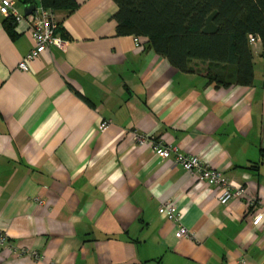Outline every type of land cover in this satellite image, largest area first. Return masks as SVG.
I'll use <instances>...</instances> for the list:
<instances>
[{
  "label": "crops",
  "instance_id": "obj_1",
  "mask_svg": "<svg viewBox=\"0 0 264 264\" xmlns=\"http://www.w3.org/2000/svg\"><path fill=\"white\" fill-rule=\"evenodd\" d=\"M15 1L22 13L36 3ZM75 1L56 12L63 47L29 71L30 26L0 13V264H264V221L252 223L264 208V64L254 57L252 85L216 84L207 63L183 72L118 34L114 0ZM135 131L198 155L246 195L221 204ZM169 200L181 223L160 212ZM180 224L194 238L179 239Z\"/></svg>",
  "mask_w": 264,
  "mask_h": 264
},
{
  "label": "trees",
  "instance_id": "obj_2",
  "mask_svg": "<svg viewBox=\"0 0 264 264\" xmlns=\"http://www.w3.org/2000/svg\"><path fill=\"white\" fill-rule=\"evenodd\" d=\"M114 1L118 34L146 39L156 53L183 72L194 71L193 62L201 61L209 65L210 82L253 84L255 48L249 38L254 35L261 40L264 57V0ZM33 2L25 0L28 6ZM41 4L56 12L77 6L75 0H41Z\"/></svg>",
  "mask_w": 264,
  "mask_h": 264
},
{
  "label": "built area",
  "instance_id": "obj_3",
  "mask_svg": "<svg viewBox=\"0 0 264 264\" xmlns=\"http://www.w3.org/2000/svg\"><path fill=\"white\" fill-rule=\"evenodd\" d=\"M32 6L34 10L25 14L22 13L15 0H0V13L5 17L11 18L16 22L27 21L30 26V34L33 39V47L19 63V68L23 71L30 70V62H33L43 53L47 52L52 46L63 47L64 39L58 34L60 21L56 15V11L46 8L41 4V0H35ZM250 43L256 49L261 44V40L254 35L249 38ZM135 43L140 46L141 40L135 37ZM110 121H103L100 128L104 129L109 125ZM135 137L139 144L150 145L155 154L163 159L173 157L176 164L180 165L185 171L194 176L198 181L213 185L221 191L219 201L226 205L231 200L237 197L246 195L244 187H234L231 181L224 173L216 168H213L209 162L203 160L198 155L185 154L179 151L178 147L170 144H165L162 140L153 136L145 135L135 131ZM251 205H256L255 201H251ZM160 212L165 213L171 221L181 223V214L178 206L172 200L162 202ZM264 221V208L261 209L253 218V225L258 226ZM179 239L194 238V235L189 229L180 224L176 232ZM9 234L0 229V247H6L9 244ZM35 257H39L35 253Z\"/></svg>",
  "mask_w": 264,
  "mask_h": 264
},
{
  "label": "rangeland",
  "instance_id": "obj_4",
  "mask_svg": "<svg viewBox=\"0 0 264 264\" xmlns=\"http://www.w3.org/2000/svg\"><path fill=\"white\" fill-rule=\"evenodd\" d=\"M258 52H260L259 49L258 48L255 49V59H256L257 70L261 69V67L264 64V58L261 55H259L260 53H258Z\"/></svg>",
  "mask_w": 264,
  "mask_h": 264
},
{
  "label": "water",
  "instance_id": "obj_5",
  "mask_svg": "<svg viewBox=\"0 0 264 264\" xmlns=\"http://www.w3.org/2000/svg\"><path fill=\"white\" fill-rule=\"evenodd\" d=\"M34 6H30V7H28L26 10H25V14H29V13H31L33 10H34Z\"/></svg>",
  "mask_w": 264,
  "mask_h": 264
}]
</instances>
